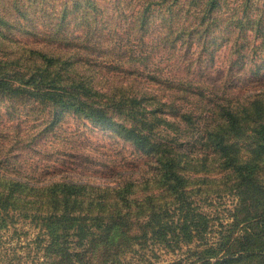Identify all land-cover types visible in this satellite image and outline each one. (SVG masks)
Here are the masks:
<instances>
[{"label":"rangeland","instance_id":"rangeland-1","mask_svg":"<svg viewBox=\"0 0 264 264\" xmlns=\"http://www.w3.org/2000/svg\"><path fill=\"white\" fill-rule=\"evenodd\" d=\"M183 1L174 9L179 16L171 25L162 21L164 7L150 6L145 33L137 20L146 0H68L65 11V0H0V16L6 21L0 26V57H17L25 47L77 55L86 63L79 73L95 76L96 89L109 94L131 87L136 95L165 94L169 98H159L162 102H174L185 110L180 114L194 115L192 125H186L177 120L175 107L174 113L169 106L161 108L157 115L169 125L160 123L155 139L182 161L189 198L204 218L206 237L191 245L170 237L150 239L125 255L121 264H193L188 251L215 249L217 242H227L243 227L239 222L243 214L236 209L245 203L234 189V173L212 155L204 131L220 118L212 115L215 105L229 100L225 106L240 112L256 96L264 98V41L251 40L248 33L236 43L240 46L233 45L237 25L228 27L231 21H226L232 12H221L222 23L210 33L192 14L183 15L187 10ZM19 98H0V159H10L0 166L1 172L9 170L19 180L37 185L61 180L114 187L127 180L144 182L155 171L151 158L111 130L94 128L71 115L41 134L51 119L50 108ZM142 107L152 110L155 103L143 102ZM225 140L236 144L244 160L250 151L247 138ZM37 234L25 221L0 231V264H35Z\"/></svg>","mask_w":264,"mask_h":264},{"label":"trees","instance_id":"trees-1","mask_svg":"<svg viewBox=\"0 0 264 264\" xmlns=\"http://www.w3.org/2000/svg\"><path fill=\"white\" fill-rule=\"evenodd\" d=\"M181 1L146 0L139 10V29L149 32L146 23L150 6L164 7L162 18H166L162 21L173 24L179 16L174 9L183 5ZM185 1L183 15L192 14V19L210 33L212 27L216 29L222 23L221 12H232L226 21H231L228 27L237 25L233 45L248 33L251 40L264 41V0ZM0 26H6L1 16ZM84 65L77 55L65 57L25 47L17 57H0V98L22 97L23 102L50 108L51 119L41 134L51 132L65 115L85 120L94 128L109 129L139 154L151 158L149 163L155 171L144 182L127 180L111 187L61 180L37 185L19 180V175L9 170H0V231L18 221L34 226L38 231L35 264H121L125 255L150 239H183L185 245L205 239V221L189 198L182 161L171 147L155 139L160 123L169 125L157 115L161 108L169 106L170 113L176 109L178 114L185 110L173 106L174 102H162L160 99L169 98L165 94L136 95L131 87L104 93L95 88V76L79 73ZM143 102H154V109H145ZM196 102L206 105L200 99ZM228 103L214 106L212 115L220 118L204 135L212 155L234 173V189L245 203L236 209L237 214H243L239 221L243 227L227 242H217L215 249L190 250L187 256L193 258V264H264V98L256 96L240 112L225 106ZM193 119L191 112L177 117L186 125H192ZM230 137H244L250 142L244 160L236 144L226 142ZM6 160L10 159H0V166Z\"/></svg>","mask_w":264,"mask_h":264}]
</instances>
